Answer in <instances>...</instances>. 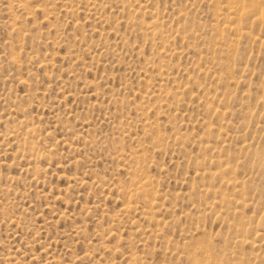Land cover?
Listing matches in <instances>:
<instances>
[{
  "label": "rangeland",
  "instance_id": "1",
  "mask_svg": "<svg viewBox=\"0 0 264 264\" xmlns=\"http://www.w3.org/2000/svg\"><path fill=\"white\" fill-rule=\"evenodd\" d=\"M0 264H264V0H0Z\"/></svg>",
  "mask_w": 264,
  "mask_h": 264
},
{
  "label": "bare ground",
  "instance_id": "2",
  "mask_svg": "<svg viewBox=\"0 0 264 264\" xmlns=\"http://www.w3.org/2000/svg\"><path fill=\"white\" fill-rule=\"evenodd\" d=\"M256 1V0H255ZM21 4V3H20ZM252 4V3H251ZM256 5H258V3L256 4ZM139 190V189H138Z\"/></svg>",
  "mask_w": 264,
  "mask_h": 264
}]
</instances>
